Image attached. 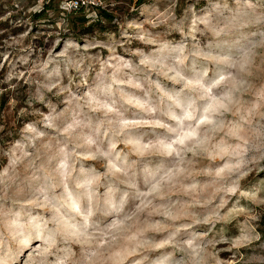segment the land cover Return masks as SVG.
Returning <instances> with one entry per match:
<instances>
[{
	"label": "rangeland",
	"instance_id": "obj_1",
	"mask_svg": "<svg viewBox=\"0 0 264 264\" xmlns=\"http://www.w3.org/2000/svg\"><path fill=\"white\" fill-rule=\"evenodd\" d=\"M61 1L0 0V264H264V0Z\"/></svg>",
	"mask_w": 264,
	"mask_h": 264
},
{
	"label": "built area",
	"instance_id": "obj_2",
	"mask_svg": "<svg viewBox=\"0 0 264 264\" xmlns=\"http://www.w3.org/2000/svg\"><path fill=\"white\" fill-rule=\"evenodd\" d=\"M61 8L63 10L75 11L79 8H95L102 5L101 0H62Z\"/></svg>",
	"mask_w": 264,
	"mask_h": 264
},
{
	"label": "trees",
	"instance_id": "obj_3",
	"mask_svg": "<svg viewBox=\"0 0 264 264\" xmlns=\"http://www.w3.org/2000/svg\"><path fill=\"white\" fill-rule=\"evenodd\" d=\"M143 1H145V0H137V2H143ZM37 16H40V12H36L35 13ZM107 16H110V14H108Z\"/></svg>",
	"mask_w": 264,
	"mask_h": 264
}]
</instances>
